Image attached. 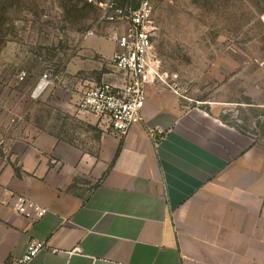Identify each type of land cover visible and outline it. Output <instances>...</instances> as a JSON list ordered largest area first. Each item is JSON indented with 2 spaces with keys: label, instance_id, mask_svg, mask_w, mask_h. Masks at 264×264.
Listing matches in <instances>:
<instances>
[{
  "label": "crops",
  "instance_id": "0c3cea01",
  "mask_svg": "<svg viewBox=\"0 0 264 264\" xmlns=\"http://www.w3.org/2000/svg\"><path fill=\"white\" fill-rule=\"evenodd\" d=\"M142 116L121 138L100 122L97 151L28 123L1 127L0 264L32 238L48 246L25 264H264V136L159 82ZM19 195L45 214L17 212Z\"/></svg>",
  "mask_w": 264,
  "mask_h": 264
},
{
  "label": "rangeland",
  "instance_id": "374dc122",
  "mask_svg": "<svg viewBox=\"0 0 264 264\" xmlns=\"http://www.w3.org/2000/svg\"><path fill=\"white\" fill-rule=\"evenodd\" d=\"M109 1L0 0V129L28 123L97 151L100 120L79 103L88 87L123 77L112 62V35L124 24L102 18ZM115 1L128 7L141 2ZM151 5L152 63L184 105L217 106L229 124L264 136V0ZM45 72L53 83L34 94ZM20 74L24 81L17 80Z\"/></svg>",
  "mask_w": 264,
  "mask_h": 264
},
{
  "label": "built area",
  "instance_id": "2783aa9c",
  "mask_svg": "<svg viewBox=\"0 0 264 264\" xmlns=\"http://www.w3.org/2000/svg\"><path fill=\"white\" fill-rule=\"evenodd\" d=\"M102 6L107 9L102 18L114 24H124L123 31L116 29L112 35L116 43L112 62L123 77L118 79L119 83L101 82L88 87L79 105L121 138L130 131L133 124L143 118L147 84L162 82L175 93H180L162 78L152 63L151 0H141L136 7L120 6L115 0H110ZM24 79L25 74L17 77L20 82ZM52 83V75L45 72L34 91L43 84L40 93ZM13 208L32 220L45 214V208L41 204L25 195L17 196ZM47 246L44 240L30 239L25 253L15 264H25ZM74 251L80 252V248L76 246Z\"/></svg>",
  "mask_w": 264,
  "mask_h": 264
},
{
  "label": "trees",
  "instance_id": "16d2710c",
  "mask_svg": "<svg viewBox=\"0 0 264 264\" xmlns=\"http://www.w3.org/2000/svg\"><path fill=\"white\" fill-rule=\"evenodd\" d=\"M118 5H119V4H118ZM120 6H124V5L120 4ZM136 6H138V5L136 4L134 7H136Z\"/></svg>",
  "mask_w": 264,
  "mask_h": 264
},
{
  "label": "bare ground",
  "instance_id": "6f19581e",
  "mask_svg": "<svg viewBox=\"0 0 264 264\" xmlns=\"http://www.w3.org/2000/svg\"><path fill=\"white\" fill-rule=\"evenodd\" d=\"M40 90H41V89H40ZM40 90H39V91H40ZM39 91H38L37 93L34 91V93H35V94H38V93H39Z\"/></svg>",
  "mask_w": 264,
  "mask_h": 264
}]
</instances>
